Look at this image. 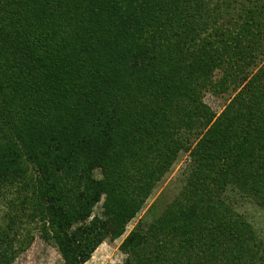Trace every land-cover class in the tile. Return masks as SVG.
I'll return each mask as SVG.
<instances>
[{
    "label": "trees",
    "instance_id": "16d2710c",
    "mask_svg": "<svg viewBox=\"0 0 264 264\" xmlns=\"http://www.w3.org/2000/svg\"><path fill=\"white\" fill-rule=\"evenodd\" d=\"M262 9L0 0V264L34 235L62 264H86L124 234L182 151L179 194L157 217L155 202L145 212L120 246L122 264H264ZM90 79L94 95L64 108L68 87ZM197 85L231 98L217 114ZM143 142L163 151L159 173L142 180Z\"/></svg>",
    "mask_w": 264,
    "mask_h": 264
},
{
    "label": "rangeland",
    "instance_id": "374dc122",
    "mask_svg": "<svg viewBox=\"0 0 264 264\" xmlns=\"http://www.w3.org/2000/svg\"><path fill=\"white\" fill-rule=\"evenodd\" d=\"M235 2V6L238 8H246L245 13L248 12L249 9H253L256 6H258V9H260V6L264 5V0L261 1V3H258L259 0H232ZM211 8V5L209 6ZM263 13H264V9ZM212 13V12H210ZM208 14V13H207ZM264 22V21H263ZM238 26V25H236ZM263 25H261L262 29ZM236 29V27H233ZM261 44L264 43L263 41L260 42ZM262 59V58H260ZM165 70L164 66H162ZM160 75V74H158ZM214 78V77H213ZM212 78V79H213ZM220 77H217L219 79ZM160 79V78H158ZM91 82H80L75 81L72 83L71 86H69L68 91L69 94L66 96L65 99H62V103L64 105V108H71L74 109L77 106L79 107V104L77 103V100L80 98L87 99L86 97H92L96 90L92 88L93 83L95 80L90 79ZM214 80H212L213 82ZM144 93L142 94L143 102L145 100H150V96L146 98L145 93L146 89L143 88ZM193 94L197 97L201 98L202 103L208 105L215 113L219 114L224 106L227 104V101L231 98V94L227 93L223 96H214V94L211 91V87H201L199 85L195 86L193 89ZM227 99V101H226ZM142 104V103H141ZM61 105V102L59 103ZM141 109L144 108V105L140 107ZM139 108V109H140ZM74 111V110H72ZM146 109H144V112ZM148 144L143 142V145H141L142 148H145V151L139 155L137 152L134 155V159L136 160V166H135V172L138 174L139 178H143L141 175H145V171L149 168H155V173H159V166L162 162V159L157 164V160L155 159L156 156L162 153L163 150H160L158 147V143H156L155 146H152L149 150H147ZM188 163V157L185 152H181L176 160L172 163V166L168 169V172L163 175L159 180H156L155 176H153V182L155 181V186L152 187L151 195L147 201H145V205L143 206L142 211L137 215V217L132 220L127 227L125 228V232L121 237L118 238H112L108 239L104 243H102L96 251L93 253L91 259L86 264H122L125 260V256L120 250V246L123 243V240L125 237L132 232V230L137 226L138 222H140L143 219V216L145 212L148 211V209L152 206V204L155 202V210L153 211L154 217H157L162 210L168 206L175 196L179 194L180 188H181V175L184 172L186 165ZM157 164V165H156ZM158 168V169H157ZM141 176V177H140ZM143 180V179H142ZM245 208L247 210L250 207H243L240 208V212L243 211ZM99 209L95 208V213L98 212ZM8 209L0 201V224L4 220H6ZM252 212L247 213V217L250 218ZM261 220V216L258 219ZM256 224H259V226H264V223H258L256 221ZM30 230V229H29ZM13 264H62L61 258L57 251L49 246L48 244L44 243L39 236L34 235L33 241L31 243V246L24 252L19 254Z\"/></svg>",
    "mask_w": 264,
    "mask_h": 264
}]
</instances>
